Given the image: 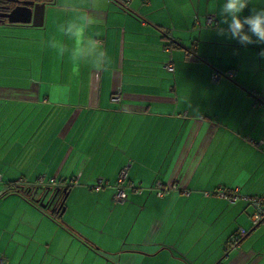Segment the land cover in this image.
<instances>
[{"label":"crops","instance_id":"0c3cea01","mask_svg":"<svg viewBox=\"0 0 264 264\" xmlns=\"http://www.w3.org/2000/svg\"><path fill=\"white\" fill-rule=\"evenodd\" d=\"M223 3L53 0L41 26L0 22L3 264H264V222L252 227L247 202L202 194L264 192V44L218 35ZM253 7L264 0L242 15ZM83 15L99 21L86 35L107 62L75 72L59 25ZM122 167L145 187L158 180L189 193L126 191L114 203ZM52 178L67 184L57 218L38 198ZM97 179L107 186L91 189ZM239 228L246 234L227 250Z\"/></svg>","mask_w":264,"mask_h":264},{"label":"clouds","instance_id":"9594fccd","mask_svg":"<svg viewBox=\"0 0 264 264\" xmlns=\"http://www.w3.org/2000/svg\"><path fill=\"white\" fill-rule=\"evenodd\" d=\"M252 4V0H224L220 16V24L217 25L218 35L236 40L242 46L250 44H264V7L251 8L250 14L243 16V12ZM98 20L83 15L79 22L69 20L59 25V31L73 41L72 58L76 63L75 72L79 71L80 64H87L93 69H100L102 62L106 63V52L101 48L99 41L86 35L87 28ZM227 25V28L221 27ZM50 46L58 49L63 55L65 48L56 42ZM264 56V49L260 52Z\"/></svg>","mask_w":264,"mask_h":264},{"label":"built area","instance_id":"2783aa9c","mask_svg":"<svg viewBox=\"0 0 264 264\" xmlns=\"http://www.w3.org/2000/svg\"><path fill=\"white\" fill-rule=\"evenodd\" d=\"M206 24H210L214 21V17L211 14H207L205 16ZM165 67L168 69H173V64L170 59H168L167 63L165 64ZM233 71H228L225 73L226 76L231 77L233 76ZM219 77L218 73H213L211 75L212 80H216ZM120 90L116 89L114 92L111 93L110 99L113 102H117L120 100ZM264 102V101H262ZM246 141L254 146H257L260 141L257 142L256 139L253 138H246ZM1 178V177H0ZM71 183H76V181H72ZM65 183H60L55 181L53 178L50 179L47 182L48 190H53L55 188H66ZM35 185H28L25 186L24 191H30L31 189H34ZM107 184L103 183L101 179H97L92 185L91 189L98 190L99 188L105 187ZM115 192L113 194V201L114 203L123 204L125 202V193L126 191H133L137 194H141L143 191H152L156 196L161 197L168 192H180L181 194H188L189 190L180 188L177 183L172 184H163L160 181L153 182L150 186L145 187L138 181H133L130 179H127V168L122 167L118 173V177L116 180V183L114 184ZM202 194L204 196H216L220 199L227 200L228 202H235L237 200H243L247 202V204L251 207V214H250V222L252 227L257 226L258 224L264 222V192L260 194H245L240 192L239 187H217L212 190H203ZM43 204H48V207H52V203L48 200L47 197L42 196L38 197ZM246 234V231L243 228H239L237 232L233 235H231L226 244V249L230 250L233 247H235L239 241L244 237ZM0 264H3V260L0 259Z\"/></svg>","mask_w":264,"mask_h":264},{"label":"water","instance_id":"95a60500","mask_svg":"<svg viewBox=\"0 0 264 264\" xmlns=\"http://www.w3.org/2000/svg\"><path fill=\"white\" fill-rule=\"evenodd\" d=\"M45 2H34L32 0L23 1L21 4L16 5L6 14L7 22L14 24H26L30 26H41L43 22V10ZM64 196L60 202L63 204L67 194V189L63 188ZM64 207L60 209L61 215Z\"/></svg>","mask_w":264,"mask_h":264},{"label":"trees","instance_id":"16d2710c","mask_svg":"<svg viewBox=\"0 0 264 264\" xmlns=\"http://www.w3.org/2000/svg\"><path fill=\"white\" fill-rule=\"evenodd\" d=\"M35 1H37V2H45L47 4V3H51L53 0H35ZM34 189H31L30 191H26V192L29 195H31V194L34 193ZM147 192L148 193H152L153 195H155L152 191H147ZM177 193H180V192H177ZM39 196L40 197H42V196L47 197L48 200L52 203L51 209H48V206H47L48 204H45L47 212L50 213L54 218L59 217L60 209L62 208V206L64 207V202H63V204H60V202H61V200H62V198L64 196V192L62 191V189L55 188L52 191L51 190H48V191L42 190L38 194V197ZM155 197H158V196L155 195Z\"/></svg>","mask_w":264,"mask_h":264},{"label":"flooded vegetation","instance_id":"af4514ba","mask_svg":"<svg viewBox=\"0 0 264 264\" xmlns=\"http://www.w3.org/2000/svg\"><path fill=\"white\" fill-rule=\"evenodd\" d=\"M23 1H29V0H0V22L10 25H17L14 23H8L6 14L10 11V9H12L18 4H21ZM32 1L37 2L35 0Z\"/></svg>","mask_w":264,"mask_h":264}]
</instances>
